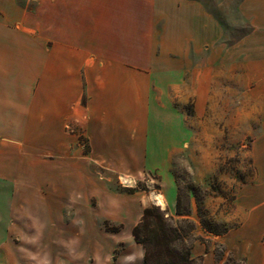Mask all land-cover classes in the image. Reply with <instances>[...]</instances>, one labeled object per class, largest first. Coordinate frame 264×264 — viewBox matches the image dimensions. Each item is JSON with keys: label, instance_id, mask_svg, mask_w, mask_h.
Segmentation results:
<instances>
[{"label": "crops", "instance_id": "0c3cea01", "mask_svg": "<svg viewBox=\"0 0 264 264\" xmlns=\"http://www.w3.org/2000/svg\"><path fill=\"white\" fill-rule=\"evenodd\" d=\"M44 3H52V26L38 20ZM61 3L68 5L61 10ZM71 3H88L75 24ZM234 15L249 30L227 43L221 22L198 0H0V194H13L18 184L22 193L41 194L51 181L49 192L59 203L81 193L93 209L87 199L94 197L99 213L126 229L118 242L130 239L118 264H145V248L132 231L157 199L119 193L118 178L156 171L165 204L158 205L175 211L172 162L183 142L174 141L164 115L177 96L194 97L198 115L212 108L243 125L252 136L258 177L252 186L259 190L264 0H239L229 11ZM81 135L90 149L75 158L71 150ZM260 189L257 217L243 237L255 247L246 264H264ZM193 255L203 264H220L205 244L194 245Z\"/></svg>", "mask_w": 264, "mask_h": 264}, {"label": "rangeland", "instance_id": "374dc122", "mask_svg": "<svg viewBox=\"0 0 264 264\" xmlns=\"http://www.w3.org/2000/svg\"><path fill=\"white\" fill-rule=\"evenodd\" d=\"M198 1L221 22L227 43L239 39L249 30L245 21L235 15L229 16V11L235 10L239 0ZM64 4L68 5L61 3V10ZM71 5L76 9L75 24L76 19L80 21L75 15L83 16L88 3ZM35 6L36 3H29V9ZM44 8L43 18L38 20L52 26V3H44ZM36 21L35 17L30 18V24H36ZM164 116L174 127V141L181 139L183 142L174 152L172 162L178 187L176 208L170 212L157 202L149 206L160 208L168 223L181 230L192 253L194 245L205 244L220 264H246L248 253L255 247L253 243H245L243 237L251 227L249 222L257 217L260 188L261 185L264 187V178L259 190L252 186L258 182L251 154L252 136H246L243 125L235 122L233 115L228 113H213L210 108L198 115L192 96L174 97L173 110L167 109ZM74 132L80 134L77 129ZM89 149L88 141L81 135L71 153L76 158ZM118 181L119 193L139 191L150 200L154 194H160L161 180L156 171L146 173L141 179L120 175ZM50 182L41 194L22 193L21 184L11 195L0 194V237L5 234L7 238L0 239V264H118L130 243V239L118 242L126 229L105 219V215L95 208L94 197L87 199L93 209L86 208V199L81 193L63 196L59 203L49 192L52 189ZM178 199L181 210L190 211V215H177ZM198 201L204 207L205 217L218 227L226 225L228 233L215 235L204 230ZM222 239L230 240L224 244ZM259 245H263L261 240ZM197 259L198 264H203L202 257Z\"/></svg>", "mask_w": 264, "mask_h": 264}, {"label": "trees", "instance_id": "16d2710c", "mask_svg": "<svg viewBox=\"0 0 264 264\" xmlns=\"http://www.w3.org/2000/svg\"><path fill=\"white\" fill-rule=\"evenodd\" d=\"M201 225L206 232L215 235L228 233L226 225L218 227L205 217L204 207L198 201ZM177 215L187 216L190 211H182L177 200ZM136 242L145 248V264H198L192 249L185 244V236L178 228L172 227L164 212L155 206L145 208L141 221L133 228ZM264 243V235L262 238ZM180 242V244H178Z\"/></svg>", "mask_w": 264, "mask_h": 264}, {"label": "bare ground", "instance_id": "6f19581e", "mask_svg": "<svg viewBox=\"0 0 264 264\" xmlns=\"http://www.w3.org/2000/svg\"><path fill=\"white\" fill-rule=\"evenodd\" d=\"M163 195H160V194H155V197L157 199V203L160 204V205H165L164 204V198L162 197Z\"/></svg>", "mask_w": 264, "mask_h": 264}]
</instances>
